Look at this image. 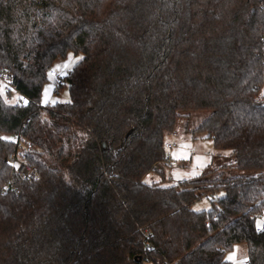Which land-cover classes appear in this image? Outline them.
Here are the masks:
<instances>
[{
  "label": "trees",
  "instance_id": "obj_1",
  "mask_svg": "<svg viewBox=\"0 0 264 264\" xmlns=\"http://www.w3.org/2000/svg\"><path fill=\"white\" fill-rule=\"evenodd\" d=\"M69 53L70 102L43 108ZM0 69L19 92L0 91V264H233L243 244L264 264V0H0ZM201 111L194 139L256 175L144 183ZM13 135L38 180L7 162Z\"/></svg>",
  "mask_w": 264,
  "mask_h": 264
},
{
  "label": "rangeland",
  "instance_id": "obj_2",
  "mask_svg": "<svg viewBox=\"0 0 264 264\" xmlns=\"http://www.w3.org/2000/svg\"><path fill=\"white\" fill-rule=\"evenodd\" d=\"M82 56L69 53L65 58H59L53 64L52 70L59 78L49 77L48 83L44 86L40 106L46 107L56 103L70 102V89L66 83V77L72 72ZM62 81L64 86L57 88ZM26 103L25 99H22ZM211 115L210 112H190L181 118L176 132L167 137L166 143L175 144L172 150H166V159L171 162L159 164V172L149 173L144 183L151 185L157 184L164 187L176 186L183 181L196 180L209 173L207 179L216 180L220 176L224 179L236 177H249L256 173H246L232 168L234 156L230 151H218L210 139H194V132ZM163 171L162 173L160 171ZM222 195V194H221ZM212 208L211 199L203 198L196 202L193 210L209 211ZM264 225V214L257 219V226ZM226 259L233 264H248V252L246 245H239L228 252Z\"/></svg>",
  "mask_w": 264,
  "mask_h": 264
},
{
  "label": "built area",
  "instance_id": "obj_3",
  "mask_svg": "<svg viewBox=\"0 0 264 264\" xmlns=\"http://www.w3.org/2000/svg\"><path fill=\"white\" fill-rule=\"evenodd\" d=\"M51 78H59L55 71L50 72ZM0 91L6 96L8 101L17 100L19 92L13 85V77L10 71L0 69ZM262 96L264 97V84ZM30 118H26L23 125L26 126L30 124ZM11 141L15 146V151L11 152L7 156V162L15 168L17 174L26 181L32 182L39 179L40 175L35 167H32L27 162V155L33 150V146L21 135H13ZM175 144L166 143L165 149L172 150ZM166 161L171 162L172 165H177L176 162L169 158ZM164 264H171L170 262H165Z\"/></svg>",
  "mask_w": 264,
  "mask_h": 264
},
{
  "label": "snow or ice",
  "instance_id": "obj_4",
  "mask_svg": "<svg viewBox=\"0 0 264 264\" xmlns=\"http://www.w3.org/2000/svg\"><path fill=\"white\" fill-rule=\"evenodd\" d=\"M80 59H83V58H80Z\"/></svg>",
  "mask_w": 264,
  "mask_h": 264
}]
</instances>
